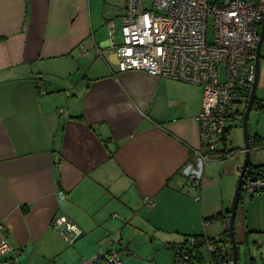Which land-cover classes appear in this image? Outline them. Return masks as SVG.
I'll return each instance as SVG.
<instances>
[{
	"label": "crops",
	"instance_id": "obj_1",
	"mask_svg": "<svg viewBox=\"0 0 264 264\" xmlns=\"http://www.w3.org/2000/svg\"><path fill=\"white\" fill-rule=\"evenodd\" d=\"M125 3L0 0V240L21 249L0 264H76L110 247L122 264H176L186 237H221L229 227L245 155L244 145L227 154L238 115L191 188L181 169L201 145L202 88L114 71ZM260 52L250 167L264 164V39ZM234 153L242 154L220 162ZM55 215L83 235L69 244L51 224ZM240 226L242 238L260 230L244 212ZM208 256L201 264H211Z\"/></svg>",
	"mask_w": 264,
	"mask_h": 264
},
{
	"label": "built area",
	"instance_id": "obj_2",
	"mask_svg": "<svg viewBox=\"0 0 264 264\" xmlns=\"http://www.w3.org/2000/svg\"><path fill=\"white\" fill-rule=\"evenodd\" d=\"M263 15L264 0H126L122 9V39L112 45L115 72L138 70L202 88V108L197 116L201 145L181 169L193 189H199L206 163L218 158L219 144L234 115H242L246 106L255 78L256 45ZM210 22L211 40L207 35ZM242 190L247 199L264 195V164L247 168ZM144 201L150 207L155 204L151 197ZM51 224L69 244L81 234L63 216H53ZM217 239L205 238L208 251L215 249ZM20 251L6 239L0 240V257ZM177 252L175 263L189 264L187 251ZM119 253L110 247L76 264H97L100 260L103 264H122ZM15 260L10 257L4 263Z\"/></svg>",
	"mask_w": 264,
	"mask_h": 264
},
{
	"label": "rangeland",
	"instance_id": "obj_3",
	"mask_svg": "<svg viewBox=\"0 0 264 264\" xmlns=\"http://www.w3.org/2000/svg\"><path fill=\"white\" fill-rule=\"evenodd\" d=\"M211 2H222L223 0H210ZM148 5V3H146ZM212 22L208 24L207 28V35L208 39L211 40L212 38ZM258 96L260 97V94L258 93ZM250 120V115L248 117V123ZM242 115H238L235 117L234 126H232L229 140L227 141L228 149L235 148L233 152H237V147H243L245 144L244 141V130H243V124H242ZM220 145V144H219ZM257 152L260 157L262 155L263 150L259 149L254 151L253 153ZM242 153H234L230 156H228L226 159L221 160L220 162L229 161L232 162L233 160H236L237 155ZM245 155L242 154V162H244ZM250 157L252 160V154H250ZM234 162V161H233ZM226 163V162H225ZM222 163V164H225ZM206 166V165H205ZM239 173L236 175L235 182L233 184V190L235 192L237 179H238ZM246 191H241V199L238 203V207L236 210V216H235V222H234V232H235V238L236 241L240 242L239 244V260L238 264H264V234H258L259 237L254 234H249L247 237L242 238V230L240 226V215L242 212H244L245 215H247L248 219L250 220L251 227H260L257 229L261 230V222L263 220V196H255L252 198L247 199L246 197ZM245 229V228H244ZM247 232V231H246ZM256 240V241H255ZM262 242V244H261ZM200 251L202 252L203 256L208 255V250L206 248V245L203 244L200 247ZM253 259V260H252ZM195 264H201L198 262H195Z\"/></svg>",
	"mask_w": 264,
	"mask_h": 264
},
{
	"label": "water",
	"instance_id": "obj_4",
	"mask_svg": "<svg viewBox=\"0 0 264 264\" xmlns=\"http://www.w3.org/2000/svg\"><path fill=\"white\" fill-rule=\"evenodd\" d=\"M264 39V15H263V19H262V23H261V27L259 30V37H258V41H257V45H256V58H255V78H254V82L251 86L250 89V94L248 97V100L246 102V106L242 115V124H243V130H244V151H245V159L244 162L242 164V167L240 169L239 172V176L237 179V184H236V189H235V193H234V197H233V201H232V206L230 209V215H229V236H230V246L232 248V260L230 262V264H238V260H239V249H238V243L236 241L235 238V230H234V222H235V216H236V210L238 207V201H239V196H240V192H241V186H242V182H243V178L245 175V172L247 170L248 167H250V153H251V149H252V144L250 142V137H249V129H248V117H249V113L252 109V106L254 104V101L256 100V89H257V84H258V80H259V74H260V59H261V46H262V42ZM261 165V164H260ZM258 166V165H256ZM256 166H252V167H256ZM83 233L81 232V234L78 236V238L80 236H82Z\"/></svg>",
	"mask_w": 264,
	"mask_h": 264
},
{
	"label": "trees",
	"instance_id": "obj_5",
	"mask_svg": "<svg viewBox=\"0 0 264 264\" xmlns=\"http://www.w3.org/2000/svg\"><path fill=\"white\" fill-rule=\"evenodd\" d=\"M256 101H257V98L254 101V104L256 103ZM244 109L245 107L243 108V111L241 112L242 115H243ZM227 129H226V132H227ZM233 151L234 150H230L227 152V154ZM240 199H241V192L239 196V201ZM263 203H264V195H263ZM221 215L222 213L219 212L210 217L205 218V220L219 219ZM229 215L227 217H229ZM251 233H260V234L264 233V226L259 231H252V230L247 231L246 237ZM191 237L193 238V241H190ZM205 238L213 239L215 237H205V236L203 237V236H198V235H192V236L186 237V239L184 240L182 244H179L178 247H175L174 256L177 257L179 255V252H177L178 249H181V250L185 249L188 253L189 264H195V262L202 263L204 256L202 252L200 251V247L201 245L205 244ZM217 238L218 239L215 241V249L213 251H208L209 261L211 264H223L224 262H228L227 264H230L233 253H232V248L230 246L229 230L226 229L223 232V236L217 237ZM237 243H238V248H239L240 242L237 241Z\"/></svg>",
	"mask_w": 264,
	"mask_h": 264
}]
</instances>
